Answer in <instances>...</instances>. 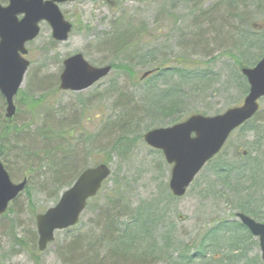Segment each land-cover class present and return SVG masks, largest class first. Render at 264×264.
<instances>
[{
    "label": "rangeland",
    "instance_id": "obj_1",
    "mask_svg": "<svg viewBox=\"0 0 264 264\" xmlns=\"http://www.w3.org/2000/svg\"><path fill=\"white\" fill-rule=\"evenodd\" d=\"M217 1L77 0L64 3L61 9L73 27L68 40L61 42L53 39L47 22L41 23V33L28 45L27 59L31 66L21 86L38 101L29 106L16 100L18 112L13 123L18 131L0 157L9 165V173L11 170L14 174L12 180L20 182L26 177L29 186L11 204L14 212L0 218V264H34V258L42 264H67L62 256L63 247L77 237H92L97 218L94 208L120 182L121 188L127 191V199L133 201V209L152 205L160 216L156 232L160 240L156 252L146 263L172 264L160 248L168 233L175 238L176 246L183 243L194 252L197 249L194 241H200L212 228L231 224L232 228L222 230L217 240L214 239L218 243L206 239L212 243L207 256L193 264H214L209 261L214 253L222 258L220 264H264L260 240L249 229L239 226L241 222L236 215L244 212L264 223V97L260 99L256 116L233 131L219 156L198 173L182 197H175L169 188L171 165L160 150L147 145L143 136L148 128L158 127L153 124L156 119L168 122L195 113L216 115L241 105L248 94V82L242 77L240 65L245 63L252 67L262 57L264 32L260 34L263 38H255V44L250 45L249 37L247 40L246 36L233 33L242 27L245 33L248 23L239 18L229 19L228 15L233 18L231 11L226 4L215 7ZM0 2L6 5L8 0ZM210 8L218 9L210 17L201 16V11ZM257 8L252 6L249 10L256 17L263 10ZM223 17L227 20L229 35L217 42L215 25L222 26ZM255 18L252 27L262 31L264 24ZM120 31L131 39L126 52L118 51L114 43ZM76 53L85 54L93 65L110 64L113 69L106 78L83 91L61 90L63 60ZM165 58L166 75L151 78L150 84L140 81L144 72ZM173 68H183L185 76L175 73ZM161 103L164 109L172 110L171 116L164 111L157 113ZM0 104L2 118L6 109L1 96ZM127 105L130 109L124 113ZM129 116L141 123L140 127H133L128 136V129L123 131L125 127L119 125L129 120ZM43 127L44 133L37 131ZM65 129L68 130L65 139L56 137L57 131ZM122 133L127 137L126 150L122 146L119 151L114 145ZM60 145L75 151L80 167L68 176L64 173L67 178L62 177L56 185L49 168H43L42 161L31 155L38 152L43 155L44 148L55 155ZM238 150L245 151L247 156ZM100 162H106L112 170L99 193L101 200H91L80 222L70 230L56 232L55 241L45 251H40L36 214L55 206L80 170ZM45 171L48 174H43ZM102 228L103 225L97 238H101ZM98 242L100 253L105 257L103 264H122L110 253L106 243L101 239ZM146 248L141 242L130 255L136 258L135 253ZM169 251H173L172 248ZM133 260L125 264L141 262Z\"/></svg>",
    "mask_w": 264,
    "mask_h": 264
},
{
    "label": "water",
    "instance_id": "obj_2",
    "mask_svg": "<svg viewBox=\"0 0 264 264\" xmlns=\"http://www.w3.org/2000/svg\"><path fill=\"white\" fill-rule=\"evenodd\" d=\"M70 1L76 0H9L5 6L0 3V92L6 98V118H12L17 112L15 96L30 67V61L26 58L28 42L39 36L43 21L51 27L56 41H66L73 24L65 18L60 3ZM63 63L60 77L62 90L83 91L105 78L112 69V65H92L82 53L73 54L64 59ZM151 72H145L141 78ZM242 74L247 78L250 89L241 105L230 107L217 115L195 113L185 121L152 128L144 133L145 142L161 150L167 162L172 165L169 188L174 196H184L198 172L219 153L232 131L260 110V99L264 97V57L255 66L242 68ZM243 153L246 154L245 151ZM111 173L109 165L103 162L86 168L61 193L55 206L36 215L38 247L41 251L46 250L49 243L55 240L56 231L78 224L87 202L99 193ZM26 184L27 178L19 183L13 182L0 159V215L24 191ZM237 216L260 239L264 261V223L245 213H237Z\"/></svg>",
    "mask_w": 264,
    "mask_h": 264
},
{
    "label": "trees",
    "instance_id": "obj_3",
    "mask_svg": "<svg viewBox=\"0 0 264 264\" xmlns=\"http://www.w3.org/2000/svg\"><path fill=\"white\" fill-rule=\"evenodd\" d=\"M215 4H217L215 7L219 5H223V4L227 5L228 10L231 11L230 14H233L232 16L233 18H231L229 15L227 16L229 19L236 21L239 18L241 21L248 23L246 24L248 25V27L246 28L245 33L243 32L244 29H242L243 28L242 27L241 29L240 28L235 29V31L233 32L234 34L235 33L236 35L242 34L247 37V40L249 37L250 45L255 44V38L257 37L263 38V35L260 36V34H262L261 32H264V29L261 31L259 29L256 30L255 28L252 27V20L256 17V15L250 13L249 11L252 6L253 7L257 6L258 7L257 9H263L262 11L259 12V14H257L258 17L256 18L260 19L261 20L260 23L264 24V8H263L264 1L263 0H219ZM212 7L215 9L214 6ZM214 9H211L212 11L211 10L209 11L206 10L203 12L201 11V16L203 14L205 17H208V16L210 17V15H212L213 12H216L218 8L216 10ZM223 20L225 21L222 22V26L215 25V32L216 34H218V37H219V38L216 37L215 39V41L217 42H219L220 39H223L224 36L229 35L228 34L229 26H228L227 20L224 17H223ZM262 24H259V27H261ZM234 28H236V26ZM114 39H115L114 43L115 45H117L116 47L117 50L119 51V49H122L124 52H126L127 47H129L128 45L131 42V39L128 37L126 32L120 31L119 33H116ZM262 54H263L262 55L263 57L264 53ZM166 59L167 58L160 60L159 63L155 64L154 68H160L161 69L160 71L150 74V76H148L145 79L139 78L140 81H146L147 84H150L151 78L155 77L156 79L163 75H166L168 73V70L164 69V66L167 64ZM240 66L244 67L245 63L241 64ZM154 68H151V69H154ZM174 70L176 71L175 73L180 74L182 76H185L186 74V71L183 68L182 69L175 68ZM128 73L131 74L132 76L131 71H128ZM244 78L246 79V77ZM246 87L248 88V91H249V84H247ZM0 96L3 102L2 106L5 105L6 107L5 98H3L1 93H0ZM17 99L19 100V102L21 100L23 103H26L29 106L31 105V103L34 104L35 102L38 101L37 99H34L30 91L27 92L22 89L17 95L16 100ZM162 103H161V106L158 108L157 113H162L164 111V113H167L168 115L171 116L172 114L170 112H172V110H170V108L164 109L162 107V105L164 104ZM1 108L3 107H0V117L2 115ZM129 109H130V105L129 106L127 105V107L125 106L123 108V112L125 113V110L129 111ZM144 114L146 116H149L147 111H145ZM14 117L7 119L4 115L2 117L3 119L0 118V157L4 155L3 151L8 148L10 139H13V135L15 136V133L18 131V128L13 123ZM186 117L184 116V118L182 117L174 118L168 122L164 120L156 119L153 124H158V127L165 126V125L166 126L173 125L175 122L185 120ZM140 123H141L140 120L138 121L135 119V117L129 116V120L128 119L124 120L123 123L119 126H121L122 128L125 127L123 128L125 129L123 131H126L128 129L127 134L129 136L130 135L129 133L132 132L131 131L132 128L140 127ZM37 131H39L40 133H44L45 129L44 127L37 128ZM67 132L68 130L65 129V130H59L55 134H56V137H59L60 139L61 138L65 139V137L68 134ZM123 135H126V133L120 134V138L117 140V142H115V145H114L116 148H118L119 151H121L122 146L124 147V150H126V147L124 145V140L127 137H123ZM70 148L71 147H67L65 149L62 147V145H60L55 150L56 152L55 155L50 149L44 148L43 155H41L42 152H38L37 154H34V156L33 155L31 156L33 158L36 157V160L39 159L40 161H42L43 168L45 167L49 168V170L52 172V178L55 181L54 183L57 185V182H59L61 178L64 177V173L66 174L68 173L66 175L68 176L69 174H71L70 172H74V170L78 171V168L80 167V160H76V154H74L75 151ZM29 159H30L29 161H31V158ZM2 160L5 161V159H2ZM4 164L7 170H9L10 168L9 165L6 163ZM82 170H80V172L77 173L76 178L78 177V175L81 173ZM10 173H9L10 175H14L11 172V170H10ZM45 173L48 174L46 171L43 174ZM66 176L64 178H67ZM64 178L62 179V181L64 180ZM75 179H73V181ZM73 181L69 182V185H71ZM122 185L123 184H121V182L118 183L117 187H114V189H112V191L109 194L105 195L104 198H101L103 199V202L99 203L94 208L95 213H97V216H96L97 218L94 223L96 227V231H92V234H91L92 237L91 238L87 236L77 237L74 240H72L69 243V245H66V247H63L62 256L66 259L67 264H103L105 261V257L101 255L100 249L97 245L100 239L103 243H106V245L109 247L110 253L114 254L115 257H118L119 260H121L122 264H125L126 262L128 263L131 260H133L130 258L133 256V255L131 256L130 253H132L131 251H136V249L140 246V243L142 242V244L145 245L147 248L142 251L136 252L135 254H137L138 257L136 258L132 257V258L135 259L133 260L134 262H136V260H139L140 262L141 260V262L138 264H149V262L148 263L146 262L156 252L154 250L157 246L158 241L160 240L159 237L158 238L156 237L157 225L159 224L158 220L160 216L157 213V211L156 212L153 211L152 205H145L144 207L133 209L131 207L133 205V201L127 199V191L126 189L123 190V188H121ZM28 187L29 186L27 185L25 190H27ZM27 194L28 195L30 194L29 190L27 191ZM100 197L101 196H99L98 194V196L91 198L90 201L97 200L99 202V200H101ZM90 201H89L88 207H90ZM9 207H10L9 210L4 215L0 216V218L8 215L7 214L8 212H14L13 207L11 205ZM101 225H103V228L100 232L101 238L100 237L97 238L96 234L98 230H100ZM239 226L243 229L246 228L245 226H243L242 223H239ZM230 227L232 228L231 224L229 225L221 224L215 228H212L210 232L206 234L200 241L193 242V244L197 247L196 251L194 252L189 250L190 249L189 245L179 243V246H176L177 243H175V238L168 233L164 237L165 242H164L163 247H160L161 253L165 252L167 254L166 257H167L168 262L170 261L172 264H193V262H196L198 259H202L207 256V251L212 246L211 245L212 243L207 242L206 239L210 238L212 239L211 241L218 243V241H215L214 239L217 238V235L219 234V232H222V230L223 231L229 230ZM170 248H172L173 251H169ZM217 256H218V253H214V255L209 261H212L211 263H214V264H220L221 262L220 260H222V258L219 259ZM34 260H35L34 264H42L36 258H34Z\"/></svg>",
    "mask_w": 264,
    "mask_h": 264
},
{
    "label": "bare ground",
    "instance_id": "obj_4",
    "mask_svg": "<svg viewBox=\"0 0 264 264\" xmlns=\"http://www.w3.org/2000/svg\"><path fill=\"white\" fill-rule=\"evenodd\" d=\"M29 131H31V130H29ZM21 182V181H20ZM27 182H28V178H27Z\"/></svg>",
    "mask_w": 264,
    "mask_h": 264
}]
</instances>
